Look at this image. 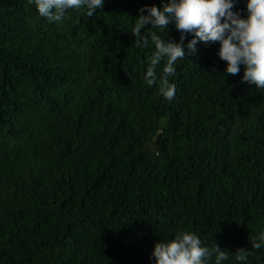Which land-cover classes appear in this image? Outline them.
<instances>
[{
	"label": "trees",
	"instance_id": "obj_1",
	"mask_svg": "<svg viewBox=\"0 0 264 264\" xmlns=\"http://www.w3.org/2000/svg\"><path fill=\"white\" fill-rule=\"evenodd\" d=\"M164 3L104 0L53 22L0 0V264H155L154 244L178 231L229 252L222 264H264L251 247L264 234V88L242 82L243 65L226 74L218 42L189 53L194 33L181 41L174 23L154 31L185 49L175 97L147 86L155 47L131 28Z\"/></svg>",
	"mask_w": 264,
	"mask_h": 264
},
{
	"label": "clouds",
	"instance_id": "obj_2",
	"mask_svg": "<svg viewBox=\"0 0 264 264\" xmlns=\"http://www.w3.org/2000/svg\"><path fill=\"white\" fill-rule=\"evenodd\" d=\"M34 3L40 16L53 22H61L69 10H84L92 17L101 9L104 0H29ZM234 0H167L162 9L156 6L142 8L147 15H138L131 28L136 47L147 48L154 45L149 66L144 75L147 86L157 85L160 94L168 101L175 97L176 88L169 78L176 73L175 65L184 60L185 49L182 43L168 42L158 35L172 23L182 33H194L188 41L189 53L196 51L198 41L218 42V56L226 62V74L238 75L244 66L242 82L264 88V0H247V18H240L232 11ZM151 25L146 34L141 29ZM162 64L158 75L157 68ZM264 245L261 234L251 245L260 249ZM251 253L244 249L237 251L235 260L243 262ZM152 256L155 264H207L214 258V264H222L229 259V252L216 244L214 247L202 245L199 236L192 232L178 231L174 238L154 244Z\"/></svg>",
	"mask_w": 264,
	"mask_h": 264
}]
</instances>
